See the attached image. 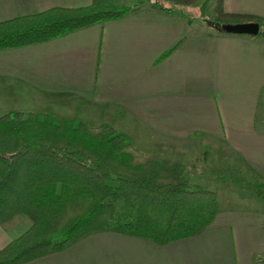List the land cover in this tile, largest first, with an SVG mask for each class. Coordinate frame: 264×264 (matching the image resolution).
I'll return each instance as SVG.
<instances>
[{
  "label": "crops",
  "instance_id": "crops-1",
  "mask_svg": "<svg viewBox=\"0 0 264 264\" xmlns=\"http://www.w3.org/2000/svg\"><path fill=\"white\" fill-rule=\"evenodd\" d=\"M203 1L189 8L169 4L172 13L147 6L47 43L1 50L0 87H18L56 105L84 104L92 121L105 119L126 135L139 131L144 139L135 146L141 151L184 163L190 180L206 170L200 151L206 159L212 151L213 160L221 151L226 162L242 161L264 184V132L257 127L264 39L220 32L195 13ZM120 2L0 0V23L54 8ZM224 9L264 18V0H224ZM216 190V219L196 236L160 246L105 232L26 264H264V199L250 191L222 200ZM17 233L0 226V250ZM110 239L128 248L92 246Z\"/></svg>",
  "mask_w": 264,
  "mask_h": 264
},
{
  "label": "trees",
  "instance_id": "trees-1",
  "mask_svg": "<svg viewBox=\"0 0 264 264\" xmlns=\"http://www.w3.org/2000/svg\"><path fill=\"white\" fill-rule=\"evenodd\" d=\"M199 1L54 8L1 22L0 51L47 43L145 4L172 13L167 4L189 8ZM212 22L220 32L222 24L259 23L257 37L264 39V18L229 14L224 0H215ZM256 193L264 199L262 190ZM218 212V193L192 185L184 163L141 151L110 125L34 112L0 118V226L18 230L0 250V264H26L105 232L164 246L202 233Z\"/></svg>",
  "mask_w": 264,
  "mask_h": 264
},
{
  "label": "rangeland",
  "instance_id": "rangeland-1",
  "mask_svg": "<svg viewBox=\"0 0 264 264\" xmlns=\"http://www.w3.org/2000/svg\"><path fill=\"white\" fill-rule=\"evenodd\" d=\"M120 0H118L119 2ZM116 2V0H114ZM138 3V0H121L118 5L112 6H135ZM214 0H204L196 10L195 13H201V18L204 20H213L214 18ZM153 6V3L145 4L140 7ZM167 6H169L167 4ZM188 11H193L188 9ZM209 17V19H207ZM202 23V22H201ZM210 26V25H209ZM21 90V91H19ZM63 105V106H62ZM66 106V107H65ZM71 106V107H68ZM69 108V109H68ZM70 110V112H66ZM13 112H34L39 114H50L54 118L59 120H75L87 123L89 125L96 124H110L105 119L101 121H92L91 117L93 111L86 108L84 104L74 103L68 105L51 103L42 99L40 97H35L33 94H30L26 91H23L21 88L10 87L6 85L5 87H0V118L6 116L9 113ZM99 119V118H97ZM99 122V123H98ZM258 129L264 132V97L260 101L258 119H257ZM121 128V127H120ZM132 144L137 145L141 140L144 139V136L139 133V131L130 129L127 133ZM209 150V149H208ZM211 155H212V151ZM211 155L206 159V154L200 151V158L206 162V170L202 176H195L191 179V184L195 183L203 185L205 188L216 190L218 189L219 196H222V200L226 197H240L248 195L250 191L262 190L264 192V184H261L260 181L254 177L252 172H250L244 164H239L237 161L235 163L228 162L222 157V152L218 151L215 158L211 159ZM222 157V158H221ZM245 191V192H244ZM244 194V195H242ZM226 200L223 202V207L227 206ZM232 203V202H231ZM252 202H245V200H238L237 204H247ZM253 204V203H252ZM259 206H263L262 202H257ZM251 205V204H249ZM22 228L25 227L24 223ZM92 246L94 249L103 250L106 246L109 250H125L128 248L123 243L118 240L110 239L103 240L98 242H93Z\"/></svg>",
  "mask_w": 264,
  "mask_h": 264
},
{
  "label": "water",
  "instance_id": "water-1",
  "mask_svg": "<svg viewBox=\"0 0 264 264\" xmlns=\"http://www.w3.org/2000/svg\"><path fill=\"white\" fill-rule=\"evenodd\" d=\"M219 28L226 34L257 37L260 33L261 25L259 23L222 24Z\"/></svg>",
  "mask_w": 264,
  "mask_h": 264
}]
</instances>
